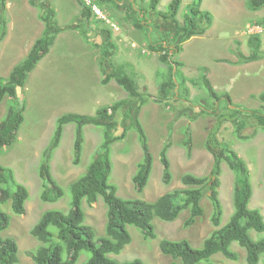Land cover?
Segmentation results:
<instances>
[{"label":"rangeland","instance_id":"374dc122","mask_svg":"<svg viewBox=\"0 0 264 264\" xmlns=\"http://www.w3.org/2000/svg\"><path fill=\"white\" fill-rule=\"evenodd\" d=\"M6 0L8 12V32L0 42V76L9 77L12 68L19 63L30 50L33 43L42 35L45 24L40 19V13L47 7L56 10L58 24L73 25L71 29L57 35L50 52L41 60L30 73L26 85L21 89L18 99L6 97L0 104V119L7 113L10 104L25 101V119L18 132V139L6 147L0 155V162L14 169L16 179L24 184L30 193L26 202V210L22 215L15 214L11 203L2 205L12 219L10 226L2 232L4 236L14 237L19 245L20 261L17 264H34L32 253L40 245L32 236L30 230L47 209H69V184L82 175L92 161L95 152L103 140V127L85 126L86 142L80 165L73 164V142L75 124L65 126L61 144L52 160V172L59 183L66 189V195L60 201L51 203L41 199L45 188L44 180L39 176V164L43 149L49 144L57 119L67 112L95 114L97 109L105 104H112L119 99H128V103L118 111L119 124L114 133H122L128 127L125 139L113 145V170L110 182L118 187L117 194L125 198H143L155 200L162 194L175 188H183L181 181L187 172L196 175L209 174L213 156L205 147L209 129L215 124L216 117L210 113L218 105L210 97V92L203 85L201 67L208 69V77L216 91L223 95L219 100L221 111L226 110V98L229 94L235 106L256 109L264 112V102L253 94L264 92V31L258 32L263 44L262 58L250 63H235L236 49L249 54V35L246 33L248 23L264 25V8L253 11L248 8L246 0H203L201 8L214 14L213 25L205 34L196 35L185 41L183 50L174 58L185 63L182 71L187 77L185 86L181 88V100L174 101V96L165 99L159 93L160 83L168 78V64L160 61L157 51H150L151 44L172 42L175 23L156 15L150 10V0H132L131 6L135 18L150 26L140 29L125 14L108 5H102L100 0H83L96 4L104 16L109 18L119 29L107 24L95 13L87 21L81 15L82 7L78 0ZM172 0H160L159 10H167ZM195 0H182L177 20L183 23L189 6ZM148 11L145 18L137 13L141 9ZM142 16V15H141ZM78 25V26H76ZM166 36V37H165ZM166 40H163L165 39ZM111 40L117 49L105 65H101V51L104 44ZM137 43L139 48L133 47ZM96 44H99L98 46ZM148 51L143 53V49ZM130 63L137 73L140 91L146 101L139 105L137 98L129 94L115 80L102 84L104 71L111 69V63ZM181 70V69H180ZM179 70V71H180ZM181 82L182 77L178 75ZM193 80L197 82H193ZM187 95V97H186ZM173 97V100L171 99ZM160 99V100H159ZM177 99V98H176ZM174 101V106H168L166 101ZM179 100V99H178ZM138 106V116L149 137V144L154 156V166L148 185L143 192H138L134 183V174L138 163L143 157V151L131 120L125 116L129 105ZM140 106V107H139ZM206 110L197 119L192 114ZM248 125L244 131L246 139H240L234 132V125L226 121L217 139L228 143L234 148L248 165L253 185V196L250 207L259 208L264 215V130L251 116H243ZM187 127L192 129L194 148L192 156L188 157L183 140ZM170 141L169 156L172 163L173 179L170 184L163 182L160 150ZM236 175L226 164H223L221 174L220 197L225 208L223 224L233 210V187ZM205 214L195 224L184 227L188 217L183 212L172 222L155 219L157 237L146 239L141 230L130 226L132 242L124 250L112 256L120 261L141 258L144 264H182L179 260L162 253L160 241L163 238L188 239L194 246H201L204 239L214 229L211 222L212 205L205 197L203 200ZM86 222L93 225L98 234L104 233L106 224L107 205L100 197L92 205L84 203ZM255 239L264 237L263 232H251ZM233 248L240 253V259L234 261L222 254L214 256L215 264H249L246 260V249L234 243ZM84 252L77 264H82L88 257ZM258 264H264V256Z\"/></svg>","mask_w":264,"mask_h":264},{"label":"trees","instance_id":"16d2710c","mask_svg":"<svg viewBox=\"0 0 264 264\" xmlns=\"http://www.w3.org/2000/svg\"><path fill=\"white\" fill-rule=\"evenodd\" d=\"M78 1L82 7L81 15L89 21L93 16L92 9L83 0ZM202 1L195 0L189 6V11L181 23L177 20V15L182 0H172L169 8L165 11L158 9L160 0H150L152 12L175 23V31L172 35L173 43L168 42L165 38L163 39L167 41L165 45L162 43L151 44L150 47L151 50L159 53L162 63L168 64V78L159 86V93L165 99H170L172 93L174 95L179 93L178 97L174 96V101H180L183 86L189 93V87L186 84L187 77L182 71L185 63L174 57L183 50L182 44L185 41L193 36L206 33L213 25L214 14L201 8ZM246 1L250 10L258 11L264 8V0ZM32 2L38 4L37 0H32ZM100 3L124 13L125 18L132 21L136 27L140 29L147 27L146 36L150 32V26L145 24L147 21L135 18L136 14L132 13L134 10L131 6L132 0H100ZM42 11L39 16L45 24L42 35L34 42L26 57L12 68L8 78L0 76V104L6 97L18 99L30 73L50 52L57 35L73 27V25H59L57 12L54 8L47 7ZM147 13L148 11L143 8L137 14L141 18H145ZM8 23L6 0H0V42L7 36ZM248 42L251 47L250 53L244 54L241 50L236 49L237 60L235 63L244 64L262 58L263 41L261 36L252 34L249 36ZM116 49L115 43L111 40L107 41L101 51L103 60L100 61V64L105 65L104 61L109 60ZM201 70L203 85L209 90L210 97L218 102L215 109L210 112L216 117V121L209 129L205 140V147L213 156L212 168L209 174L203 176L191 172L183 174L181 177L183 188H175L152 201L119 196L117 194L118 187L110 182L113 170V145L117 141L125 139L128 133V127H125L120 134L114 133L119 124L117 115L118 111L128 103V99H119L112 104L102 105L95 114L67 112L58 117L52 138L43 149L39 164V176L45 181V188L41 193L43 201L54 203L66 195V189L52 172V160L61 144L65 126L69 123L75 124L74 165H80L82 162L86 142L84 130L86 125L103 127V140L86 171L68 186L71 193L69 209L67 211L59 208L47 209L31 228L32 236L40 243L32 253L34 264H77L84 252L89 254L82 264H144L143 260L138 257L120 261L112 256L120 254L132 242L133 238L129 227L134 226L141 230L146 239H155L157 237L155 219L172 222L187 211L189 215L184 221V227L187 228L204 216L205 208L202 202L205 197L210 200L212 205L211 222L214 229L210 235L204 239L201 246H194L186 238L177 240L163 238L160 241L162 253L179 260L182 264H215L213 258L217 254L238 261L240 253L233 248L234 243H237L246 249L247 263H259L264 256V237L255 239L251 232L264 231V215L259 208L249 205L253 196L250 170L237 151L228 143L220 142L217 135L223 124L230 121L234 125L235 134L240 139H246L247 135L244 134V131L248 121L243 116L255 118L258 126L264 130V112L259 109H244L238 105L231 107L235 104L229 94H224L226 110L221 111L219 100L223 98V95H220L214 88L208 77V69L201 67ZM178 75L182 77L181 82ZM113 79L124 88L130 97L137 98L139 105L145 103L146 98L140 91L137 73L130 63L116 64L112 62L111 69L104 71L101 82L106 85ZM193 82L197 81L193 80ZM253 96L264 102V92L253 94ZM171 99L173 100V97ZM172 100L166 101L165 104L174 106ZM25 109V101H16L9 105L7 113L0 119V155L6 147L12 146L18 139V132L25 119ZM205 111L202 109L200 112L192 114V118L197 119ZM125 116L130 118V126L135 128L143 151V157L138 163V169L133 177L136 190L143 192L152 174L154 156L148 134L138 116V106L129 105ZM182 144L186 149L187 156L191 157L194 142L190 127L185 130ZM170 148L171 142L168 141L160 150L162 177L166 184H170L173 179L172 163L169 156ZM224 163L236 175L233 187L234 210L225 224H223L225 208L219 190ZM29 197L28 188L16 179L14 169L0 162V264H17L20 261L17 240L2 234L10 226L12 219L2 205L10 202L13 212L22 215L25 213ZM100 197H103L107 205V220L102 235L98 234L93 225L86 222L84 207V203L92 205Z\"/></svg>","mask_w":264,"mask_h":264},{"label":"clouds","instance_id":"9594fccd","mask_svg":"<svg viewBox=\"0 0 264 264\" xmlns=\"http://www.w3.org/2000/svg\"><path fill=\"white\" fill-rule=\"evenodd\" d=\"M88 5L90 6V7H92L93 9H94V11H95V13H97L96 12V10H95V8H94V6H96L99 10H100V8L96 5V4H92L91 2H88ZM100 12H101V10H100ZM98 14V13H97ZM99 15V14H98ZM101 17L105 20V22L107 23V24H109V25H111L112 27H115L116 29H119V27L118 26H116V24L115 23H113L109 18H107L106 16H104L103 15V13L101 12ZM9 24V23H8ZM248 25H256V26H261L262 28H264V25H260V24H256V23H248ZM248 25H247V30H246V33L250 36V35H252V34H259L258 32L257 33H249L248 32ZM205 34V33H204ZM6 38V37H5ZM192 38V37H191ZM189 40V39H188ZM34 44V43H33ZM183 46V45H182ZM32 47V46H31ZM133 47H135V48H139V46L137 45V43H133ZM150 51H153V50H151V49H149ZM148 51V49L147 48H144L143 49V53H146ZM29 52V51H28ZM27 52V53H28ZM179 54V53H178ZM27 55V54H26ZM26 57V56H25ZM24 57V58H25ZM23 58V59H24ZM258 61V60H257ZM41 62V61H40ZM39 62V63H40ZM254 62V61H253ZM38 63V64H39ZM250 63V62H249ZM175 71V70H174ZM114 80V79H113ZM218 103V102H217ZM192 130V129H191Z\"/></svg>","mask_w":264,"mask_h":264},{"label":"built area","instance_id":"2783aa9c","mask_svg":"<svg viewBox=\"0 0 264 264\" xmlns=\"http://www.w3.org/2000/svg\"><path fill=\"white\" fill-rule=\"evenodd\" d=\"M94 8H95L96 12L100 15L101 14L100 10L96 6H94ZM261 31H264V28H262L261 26L248 25V32L249 33H257V32H261Z\"/></svg>","mask_w":264,"mask_h":264}]
</instances>
